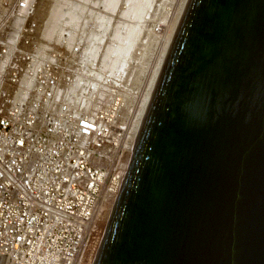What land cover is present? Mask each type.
Returning a JSON list of instances; mask_svg holds the SVG:
<instances>
[{
	"label": "water",
	"instance_id": "water-1",
	"mask_svg": "<svg viewBox=\"0 0 264 264\" xmlns=\"http://www.w3.org/2000/svg\"><path fill=\"white\" fill-rule=\"evenodd\" d=\"M93 264H264V0H187Z\"/></svg>",
	"mask_w": 264,
	"mask_h": 264
},
{
	"label": "built area",
	"instance_id": "built-area-1",
	"mask_svg": "<svg viewBox=\"0 0 264 264\" xmlns=\"http://www.w3.org/2000/svg\"><path fill=\"white\" fill-rule=\"evenodd\" d=\"M47 1L55 33L41 0H0V264H93L135 144L143 88L104 57L103 0Z\"/></svg>",
	"mask_w": 264,
	"mask_h": 264
},
{
	"label": "rangeland",
	"instance_id": "rangeland-1",
	"mask_svg": "<svg viewBox=\"0 0 264 264\" xmlns=\"http://www.w3.org/2000/svg\"><path fill=\"white\" fill-rule=\"evenodd\" d=\"M103 3L102 13L109 23L104 38V49L107 48L104 57L121 68L128 60L136 88L144 89L179 0H103ZM49 10L55 17L62 11L60 6L44 0L41 11L46 14Z\"/></svg>",
	"mask_w": 264,
	"mask_h": 264
},
{
	"label": "bare ground",
	"instance_id": "bare-ground-1",
	"mask_svg": "<svg viewBox=\"0 0 264 264\" xmlns=\"http://www.w3.org/2000/svg\"><path fill=\"white\" fill-rule=\"evenodd\" d=\"M186 1L187 0H179L178 8H177V10H176V12L174 14V17H173L171 25H170V27L168 29L167 35H166L165 39L163 40V43H162V45L160 47L159 54H158V57L156 58L153 70L151 71V74H150V76L148 78V81H147L144 89L142 90L143 95H142L138 105L136 106L137 111H138V112H136L137 115H136V118H135V121H136L135 122L136 137H137L138 129H139V126L141 124L142 118L144 116L147 104L149 102L151 93L153 91L154 85L156 83V80H157V77H158L159 72L161 70V67L163 65V62H164V60L166 58V55H167V52H168V49H169L173 34L175 32L176 26L178 24V21L180 19V16L182 14V11L184 9ZM43 2H44V0H41V4H40V8H39L40 19H42V18L45 19L46 18V22L48 24V28H49L50 33H55L56 32L55 30H57L56 24H57V21L60 19L61 14L58 15L57 17L52 16L51 15V10H49L46 14L42 13L41 6L43 5ZM48 2H49V4H53V6H55V5L60 6L61 10L63 8V6L60 5L59 3H57L56 1H54V2L52 1V3L50 1H48ZM135 141H136V138H135ZM92 261H93L92 256H89L86 259L85 264H91Z\"/></svg>",
	"mask_w": 264,
	"mask_h": 264
}]
</instances>
